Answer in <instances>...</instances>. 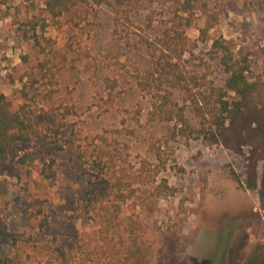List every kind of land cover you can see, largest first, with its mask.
<instances>
[{"label":"rangeland","instance_id":"obj_1","mask_svg":"<svg viewBox=\"0 0 264 264\" xmlns=\"http://www.w3.org/2000/svg\"><path fill=\"white\" fill-rule=\"evenodd\" d=\"M31 3L32 10L24 7ZM194 10L195 19L185 32L190 39L198 37L210 14H217L218 21L206 40L198 42L195 54L184 53L187 65L202 58L206 65L199 71L223 85L227 74L219 54L209 51L220 34L249 46V78L264 72L262 0H195ZM170 11L167 0L119 5L82 0L75 6L74 25L67 14L51 17L42 0H0V91L15 98L23 82L29 85L32 79L40 90L55 89L49 100L32 102V107H43L37 117L39 135L22 146L0 176V219L17 233L15 245L0 238V258L18 249L28 264H47L39 245L43 238L56 237L58 251L70 247L76 237L94 244L97 224L90 199L97 171L78 159L75 147L79 143L90 148L91 138L105 129L127 143V158L134 167L143 158L158 163L159 155L165 161L158 177L175 187L174 194L153 202V212L127 206L144 224L152 264H239L264 231L257 192L241 184L244 156L196 133L190 138L175 134L173 120L150 117L151 97L136 85L137 74L153 66L139 36L156 37L178 27ZM173 48L177 52L178 46ZM23 54L29 55V68L20 80L26 65ZM46 59L54 63L50 68L56 84L31 71L36 61ZM105 76L118 80L108 102ZM175 98L182 103L181 95ZM64 104L73 105L74 113L52 121L50 113L58 107L62 111ZM185 114L197 123L190 106ZM119 129L120 135L115 132Z\"/></svg>","mask_w":264,"mask_h":264},{"label":"trees","instance_id":"obj_2","mask_svg":"<svg viewBox=\"0 0 264 264\" xmlns=\"http://www.w3.org/2000/svg\"><path fill=\"white\" fill-rule=\"evenodd\" d=\"M81 1L42 0L51 17L67 14L74 25H78L75 6ZM126 1L97 0L109 5ZM167 2L178 27L166 29L156 37H149L145 33L139 36V42L153 62L151 68L136 77L139 90L151 97L150 117L159 114L173 120L175 134L190 138L196 133L209 143L243 155V181L233 174L245 189L257 192L259 208L264 210V72L249 78V46L220 34L212 39L209 51L219 54V62L227 74L223 85L213 83L206 71H199L201 65H206L202 58V62L192 61L191 65H187L183 59L184 53L195 54L198 42L206 40L211 28H217L218 16L210 14L207 19L209 23L200 27L198 37L190 39L185 32L195 19V0ZM262 2L264 5V0ZM33 6L31 3L24 7L32 10ZM124 19L131 23L129 17ZM176 46L177 52L173 48ZM21 62L26 65L19 75L20 80L28 72L29 55L23 54ZM49 63L48 59L36 61V67L31 71L53 80L48 84H56L50 68L54 63ZM36 68L38 71H35ZM29 82V85L23 82L15 98L0 91V176L7 163L19 157L22 146L39 135L37 117L43 107H32V102L49 100L55 92L54 87L38 89L35 87L37 80ZM117 86L115 77L103 78L107 96L105 101L113 100ZM175 94L181 95L182 103L177 101ZM61 106L62 111L58 107V111L50 113L52 121L74 113L73 105ZM187 106L197 117L196 124L186 116ZM108 132L105 129L93 136L89 142L90 148L79 143L75 147L78 159L88 163V166L92 164L97 171L96 188L90 199L97 224L94 244L81 242L82 239L76 237L70 247L58 251L56 237L43 238L39 245L44 250L47 264H152L150 246L143 239L144 224L139 214L133 210L130 213L127 206L138 205L153 212L156 208L153 202L174 194L175 187L166 177H158L160 166L165 161L159 155L156 156L160 160L158 163L143 158L134 167L127 158V143L112 138ZM115 132L120 135L122 129ZM0 238L13 245L17 241V233L8 230L4 219H0ZM0 264L28 263L16 249L12 254L0 258ZM239 264H264V231L251 244Z\"/></svg>","mask_w":264,"mask_h":264}]
</instances>
